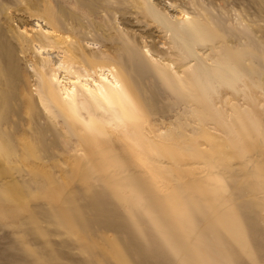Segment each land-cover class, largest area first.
I'll return each mask as SVG.
<instances>
[{"label": "rangeland", "instance_id": "1", "mask_svg": "<svg viewBox=\"0 0 264 264\" xmlns=\"http://www.w3.org/2000/svg\"><path fill=\"white\" fill-rule=\"evenodd\" d=\"M85 2L0 0V264H264V0ZM37 22L119 70L129 112L40 104Z\"/></svg>", "mask_w": 264, "mask_h": 264}, {"label": "bare ground", "instance_id": "2", "mask_svg": "<svg viewBox=\"0 0 264 264\" xmlns=\"http://www.w3.org/2000/svg\"><path fill=\"white\" fill-rule=\"evenodd\" d=\"M79 2L82 6H88L85 0H79ZM164 28L171 34L170 37L176 43L190 48L193 47L184 29L167 24H164ZM30 32L32 33L31 40L35 42L36 51L42 56L43 65L49 67V78H45V82L41 86L45 92H42L43 95H39V103L44 105L46 109H48L49 104L50 111L55 109L53 106L60 110L59 113L53 112L55 116L58 114L63 116L74 115L91 121H96V116L101 114L100 110L109 113L111 120L123 117L129 112L124 101L128 88L119 70L107 68L104 64H97L93 58L91 64H88L86 61L90 60L91 53L90 56L84 55V57L78 55L77 45H65L66 51L60 56V52L55 51L57 45L47 47V45L40 44L38 42L39 37L59 39L55 35L57 30L52 25L43 27L37 22L30 29ZM60 35L58 34L59 37H61ZM161 43L166 45L167 42ZM87 44H89V41H87ZM90 44H93L92 41H90ZM12 51V48L0 45V61L6 64L7 57H9L13 72L16 68V60H13ZM4 64L2 65L4 66ZM41 77L44 78V76ZM1 85L0 81V89ZM47 118L54 122L51 119V114ZM53 143L60 148L63 147L58 136L57 139L54 138ZM49 156H52V154H49ZM77 216L80 220H83L79 213H77Z\"/></svg>", "mask_w": 264, "mask_h": 264}]
</instances>
